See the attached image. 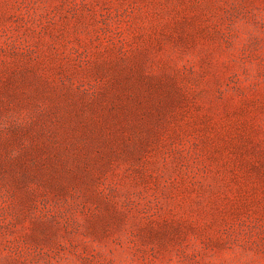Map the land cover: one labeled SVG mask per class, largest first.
Wrapping results in <instances>:
<instances>
[{"label": "rangeland", "instance_id": "1", "mask_svg": "<svg viewBox=\"0 0 264 264\" xmlns=\"http://www.w3.org/2000/svg\"><path fill=\"white\" fill-rule=\"evenodd\" d=\"M0 264H264V0H0Z\"/></svg>", "mask_w": 264, "mask_h": 264}]
</instances>
